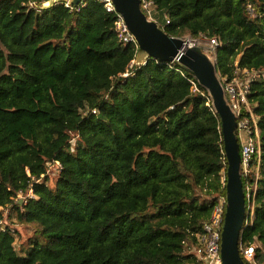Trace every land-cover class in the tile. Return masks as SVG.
I'll list each match as a JSON object with an SVG mask.
<instances>
[{"label":"trees","instance_id":"trees-1","mask_svg":"<svg viewBox=\"0 0 264 264\" xmlns=\"http://www.w3.org/2000/svg\"><path fill=\"white\" fill-rule=\"evenodd\" d=\"M46 1L0 0V209L34 228L18 250V229L0 232V264H199L226 180L207 91L176 61L134 65L101 0L38 9ZM152 1L167 35L220 40L218 76L236 61L260 74L248 96L257 194L239 244L257 242L264 264V0Z\"/></svg>","mask_w":264,"mask_h":264},{"label":"water","instance_id":"water-1","mask_svg":"<svg viewBox=\"0 0 264 264\" xmlns=\"http://www.w3.org/2000/svg\"><path fill=\"white\" fill-rule=\"evenodd\" d=\"M84 0H47L38 9H48L65 3L78 6ZM121 15L136 44L134 65L141 66L148 59L176 61L207 91L221 124L223 151L226 159V209L221 231L220 256L222 264H246L239 254L240 232L246 217L245 198L240 176L239 143L236 138L237 121L227 105L215 65L201 48L188 46V40L167 35L155 21L148 20L141 11L140 0H107Z\"/></svg>","mask_w":264,"mask_h":264},{"label":"built area","instance_id":"built-area-1","mask_svg":"<svg viewBox=\"0 0 264 264\" xmlns=\"http://www.w3.org/2000/svg\"><path fill=\"white\" fill-rule=\"evenodd\" d=\"M101 1L105 3L106 10L110 13H114L116 16L114 28L118 40L124 44L133 43L136 47L134 38L125 25L121 15L114 10V7L109 1ZM66 6L68 5L66 4ZM140 8L148 20L155 21L153 19L155 5L152 0H140ZM165 20V23L169 24V19L165 17ZM186 40H188L189 47L196 46L201 48L209 60L214 65L216 64L217 49L221 46L218 38L201 35L197 39L189 38ZM201 43L204 46H200ZM124 76H127V74H124ZM259 77L260 74L258 72L240 67L237 61L234 62L232 76L230 78L218 76L224 92L225 101L237 121L235 133L239 143L240 176L243 186L246 212L240 235L246 226L252 222L254 217V199L257 194L258 165L260 158L259 129L256 124L255 116L249 105L248 96L250 94L251 83ZM189 82L192 85V91H197L194 81L190 80ZM221 185L225 191L224 178L221 180ZM29 194L30 198H32L33 195L31 191ZM20 195L22 194H19V196ZM225 209L226 196L225 194H220L212 207L209 218L203 224L201 233L198 235L197 240L199 245L195 248L194 253L199 264H222L220 243ZM0 232L13 233L14 229L8 226V224L0 221ZM257 247H259L257 242L248 246L239 244V254L242 260L249 264H258L255 261V248Z\"/></svg>","mask_w":264,"mask_h":264},{"label":"rangeland","instance_id":"rangeland-1","mask_svg":"<svg viewBox=\"0 0 264 264\" xmlns=\"http://www.w3.org/2000/svg\"><path fill=\"white\" fill-rule=\"evenodd\" d=\"M181 38L183 39H197V38H192L190 35L188 34H183V36H181ZM200 46H204L201 45ZM218 75V74H217ZM55 173H56V166H51L49 168V177H50V181L49 183H52L53 180H54V176H55ZM51 185V184H50ZM27 198H30V194L27 193L26 195H20L17 197V200L18 202L21 204L23 203ZM2 211V219L0 221L4 222L5 224H8L10 227H12L14 230L15 229H18V235H17V239L15 241V248L18 250L20 247H22L23 245L26 246V241L27 239L33 237L34 235V228L33 227H30V226H26V225H19V224H11L14 220H10L7 218V215L10 213L9 211V208H6V209H0Z\"/></svg>","mask_w":264,"mask_h":264}]
</instances>
